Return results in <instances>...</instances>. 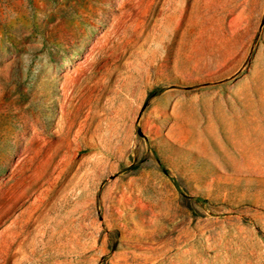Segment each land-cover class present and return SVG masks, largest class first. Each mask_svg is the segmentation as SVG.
I'll return each instance as SVG.
<instances>
[{
    "label": "rangeland",
    "instance_id": "374dc122",
    "mask_svg": "<svg viewBox=\"0 0 264 264\" xmlns=\"http://www.w3.org/2000/svg\"><path fill=\"white\" fill-rule=\"evenodd\" d=\"M0 264H264V0H0Z\"/></svg>",
    "mask_w": 264,
    "mask_h": 264
}]
</instances>
